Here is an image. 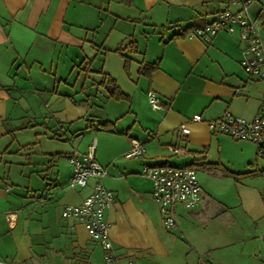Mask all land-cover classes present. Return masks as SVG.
Masks as SVG:
<instances>
[{
  "label": "crops",
  "instance_id": "crops-1",
  "mask_svg": "<svg viewBox=\"0 0 264 264\" xmlns=\"http://www.w3.org/2000/svg\"><path fill=\"white\" fill-rule=\"evenodd\" d=\"M239 6L234 0H0V260L106 264L84 224L61 216L64 205L79 203L96 182L69 185L68 153L86 152L92 143L107 172L102 182L114 196L105 218L121 264H234V248L244 261L257 260L264 158L252 149L248 169L231 176L230 203L202 183L198 168L211 181L234 172L212 160L229 137L211 131L207 121L227 110L252 117L264 80L241 67L235 34L219 32L209 42L175 36ZM248 10L264 37V0ZM132 40L136 52L127 47ZM117 48L131 58L128 75ZM141 61L158 67L138 75ZM103 73L129 98H109ZM149 90L160 96V109L149 106ZM196 113L200 121H192ZM103 122L110 129H101ZM181 124L190 128L185 142L177 136ZM131 137L144 152L126 158ZM170 145L185 152L174 154ZM144 164L197 171L202 200L193 208L174 206L175 228L163 224Z\"/></svg>",
  "mask_w": 264,
  "mask_h": 264
},
{
  "label": "built area",
  "instance_id": "built-area-1",
  "mask_svg": "<svg viewBox=\"0 0 264 264\" xmlns=\"http://www.w3.org/2000/svg\"><path fill=\"white\" fill-rule=\"evenodd\" d=\"M259 0H234L239 3L238 10L228 7L220 10L215 18L203 26L194 27L190 37L199 38L205 42L219 32L235 34L242 44L239 63L249 77L264 80V37L261 36L254 19L249 14V6ZM147 100L153 110L162 106L160 96L149 90ZM192 121H200L201 115L196 113ZM211 131L227 135L235 140L248 141L255 145L256 156L264 158V96H262L257 112L250 118L235 115L225 111L219 117L207 121ZM190 133L186 124L177 128L179 141L185 142ZM95 143L86 152L73 149L67 158L72 166L71 187L85 186L90 177H95L91 192L77 204H66L61 209V216L81 221L88 235L103 250L106 264H121L113 242L109 236V222L105 211L113 201V193L107 189L102 179L107 174L94 156ZM170 152L177 154L185 152V147L170 145ZM144 152L143 144L135 137L129 139V147L124 152L126 158H134ZM142 174L152 182V196L158 203L163 224L172 229L176 226L174 206L182 204L187 208L197 207L202 200V189L198 182L197 171L193 166H173L169 164H144ZM12 219V215H10ZM262 253H264V235L261 236ZM0 264H15L0 260Z\"/></svg>",
  "mask_w": 264,
  "mask_h": 264
},
{
  "label": "rangeland",
  "instance_id": "rangeland-1",
  "mask_svg": "<svg viewBox=\"0 0 264 264\" xmlns=\"http://www.w3.org/2000/svg\"><path fill=\"white\" fill-rule=\"evenodd\" d=\"M221 145L222 150L219 153V158L217 152L215 151V155L212 156V160H221V162H223L229 170H232L238 174L234 172L225 171L226 175H220L216 177L214 176L215 178L211 181V178L207 177V175L210 176L212 174H208L203 168H198V172H200L198 177H200L202 183L207 184L208 186L212 185V192L217 194L216 196L223 198L225 200L224 202L230 203V200H232L230 196L233 195L235 192V185L233 182L234 178H232L231 176L242 175L241 172L248 169V158L251 154L252 149L254 150L255 155L256 148L255 145L252 143L245 141L243 142L242 140H235L231 137L224 140ZM259 161L264 164V159H259ZM248 181L249 180H247L246 183ZM248 184H250V182H248ZM232 252L234 253V258H232L234 260V264H264V254H262V247L261 252H258L257 254V260L255 259L253 263L246 262L242 259L243 255L242 250L240 248H234ZM258 258L260 260H258Z\"/></svg>",
  "mask_w": 264,
  "mask_h": 264
},
{
  "label": "trees",
  "instance_id": "trees-1",
  "mask_svg": "<svg viewBox=\"0 0 264 264\" xmlns=\"http://www.w3.org/2000/svg\"><path fill=\"white\" fill-rule=\"evenodd\" d=\"M194 27H190L187 29H184L183 31L179 32L178 34H176L175 36H186L187 34H189V32L193 29ZM127 47L129 48L130 52H136L137 49V44L135 41H130L127 44ZM116 52H118V54L122 57L123 59V70L124 73L126 75L129 74V68H130V63H131V58L128 55H125L123 53L120 52V48L115 49ZM158 65L157 63H152V62H140L139 63V67L137 70L138 75L141 76H147L149 75L152 71H154L155 69H157ZM102 84L105 86V89L108 93V97L109 98H113L115 100H120V99H128V95L123 93L119 86L117 85L115 79H113L112 77H110L109 75H106L103 73V81ZM99 127L101 129H110V124L108 122H103V123H99ZM216 165V164H214Z\"/></svg>",
  "mask_w": 264,
  "mask_h": 264
}]
</instances>
